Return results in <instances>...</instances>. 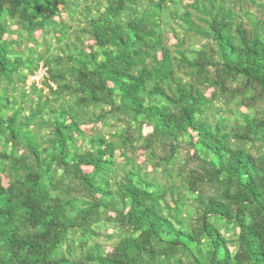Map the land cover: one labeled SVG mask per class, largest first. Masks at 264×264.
Masks as SVG:
<instances>
[{
  "label": "trees",
  "instance_id": "1",
  "mask_svg": "<svg viewBox=\"0 0 264 264\" xmlns=\"http://www.w3.org/2000/svg\"><path fill=\"white\" fill-rule=\"evenodd\" d=\"M0 264H264V0H0Z\"/></svg>",
  "mask_w": 264,
  "mask_h": 264
},
{
  "label": "rangeland",
  "instance_id": "2",
  "mask_svg": "<svg viewBox=\"0 0 264 264\" xmlns=\"http://www.w3.org/2000/svg\"><path fill=\"white\" fill-rule=\"evenodd\" d=\"M45 74V71L43 69L40 70V72H38V74L34 77V78H30L27 82V86H29L31 83L35 82L36 84H40V82L42 81L43 75ZM38 85V86H39Z\"/></svg>",
  "mask_w": 264,
  "mask_h": 264
}]
</instances>
